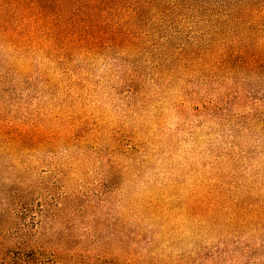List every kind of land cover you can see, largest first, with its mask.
<instances>
[{
  "label": "rangeland",
  "instance_id": "374dc122",
  "mask_svg": "<svg viewBox=\"0 0 264 264\" xmlns=\"http://www.w3.org/2000/svg\"><path fill=\"white\" fill-rule=\"evenodd\" d=\"M127 1L0 34V264H264V0Z\"/></svg>",
  "mask_w": 264,
  "mask_h": 264
},
{
  "label": "trees",
  "instance_id": "16d2710c",
  "mask_svg": "<svg viewBox=\"0 0 264 264\" xmlns=\"http://www.w3.org/2000/svg\"><path fill=\"white\" fill-rule=\"evenodd\" d=\"M127 2V0H0V34L9 40L16 35L21 36L27 30L26 25L31 26L40 19L42 8L50 12L53 7L59 6L61 19L70 23L71 41L81 43L87 41L91 45L100 43L114 45L122 42L124 36L128 39L131 35L129 27H124L126 31H123V25L114 20L113 23L116 25L108 24L110 16L119 13ZM19 19L22 21L19 24L21 26L16 24Z\"/></svg>",
  "mask_w": 264,
  "mask_h": 264
}]
</instances>
